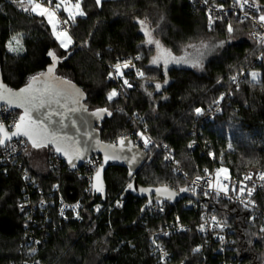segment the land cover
<instances>
[{
    "label": "trees",
    "instance_id": "obj_1",
    "mask_svg": "<svg viewBox=\"0 0 264 264\" xmlns=\"http://www.w3.org/2000/svg\"><path fill=\"white\" fill-rule=\"evenodd\" d=\"M81 8L86 14L69 21L72 43L63 49L46 17L26 13L12 0H0V84L11 91L20 90L31 77L47 72L53 63L48 55L52 51L57 56L54 74L83 91L90 111L106 108L111 113L105 114L99 126L102 141L117 145L120 139L129 138L136 146V140H141L138 132L146 127V133L172 153L190 179L214 165L228 169L232 176L255 170L264 172V63H253L257 50L247 38L249 23L231 19L214 21L210 26L204 11L188 0H102L100 6L95 0H82ZM62 16L68 19L64 12ZM141 20H146L148 30L153 27L161 44L174 55H181L186 46L204 35L219 39L222 53L207 59L202 73L184 65L155 66V50L145 45ZM229 24L232 32L228 31ZM17 34L22 36L24 50L14 54L7 45ZM231 38L237 40L229 44ZM123 58L136 60L145 78L135 81L134 89H124L109 101L107 94L114 85L107 80V65ZM243 68L258 71V80L252 82L248 78L233 85L232 77ZM156 84L161 85L159 90ZM219 101L221 112L213 121L199 126L195 109H207ZM11 110L20 116L19 110ZM196 129L198 146L191 150L192 132ZM50 148L46 147L41 157L45 168H33L28 152L22 157L24 167L44 194L59 185L67 201L82 198V218L66 223L52 210L51 223L41 221L46 227L44 248L22 258L19 250L26 217L20 214L17 202L26 195L25 183L19 170L5 167L0 161V264H22L23 259L31 264L220 263L222 255L212 253L194 228L163 239L170 252L169 261L157 262L152 255L153 230L174 216L185 224L199 222V213L185 207L193 199L168 203L163 214L146 211L136 223L146 200L123 198L129 183L125 169L106 168L100 182L103 191L94 188L92 194L85 196L84 180L65 167L59 177L49 170L46 156ZM144 153L147 161L136 174L141 186L187 188L188 181L173 172L162 152L152 147ZM28 192L34 199L39 196L36 189L28 188ZM257 201L261 213L253 223L249 222L251 213L240 206L229 201L217 206V215L233 230L236 251L228 257L235 255L240 264H264V190ZM152 204L159 205L154 201ZM99 206L101 209L95 212L93 207ZM35 230L40 237L42 231ZM198 246H203L200 253L195 252Z\"/></svg>",
    "mask_w": 264,
    "mask_h": 264
},
{
    "label": "built area",
    "instance_id": "obj_2",
    "mask_svg": "<svg viewBox=\"0 0 264 264\" xmlns=\"http://www.w3.org/2000/svg\"><path fill=\"white\" fill-rule=\"evenodd\" d=\"M193 7L200 8L204 11L205 16L209 19L211 16L213 21H229L231 19H237L239 22L249 23L251 25V30L249 31L247 38L253 43L255 49L257 50L256 57L254 58V64L261 65L264 63V43L260 42V37H264V26H262L257 18L264 14V0H249L247 4H243V0H231L230 3L226 4L227 0H188ZM57 3V2H55ZM53 2V7L55 5ZM64 12L63 7L56 10V23L57 31L67 30L68 35L70 31V23L64 24L63 21L66 20L62 16ZM247 13V16L245 15ZM130 61L131 65L128 68H123V76L118 75L113 68V65L116 63H124ZM108 76L107 80L114 85V89L119 93H122L124 89H134L135 81L145 78V73L137 65L136 60L128 58L121 59L115 63L108 64ZM253 69L243 68L237 71L234 76L236 80L232 84L238 86L239 84L245 82L248 78H251V73ZM138 72H142L143 76L138 75ZM109 73H112V76L109 77ZM233 76V77H234ZM124 80H127L132 87H128L124 84ZM221 101L217 105H211L207 109H201V112L197 114L199 126H202L204 123L211 122L214 120L215 116L221 112ZM20 116L15 113L13 110L2 107L0 108V125H3L6 130L12 131L15 123L19 121ZM138 133H143V136L148 138L150 143L147 147L144 145V140H136V146L141 148L143 152L148 153L150 148L154 147L156 151H160L164 154V161L168 165H171L173 172L186 179L188 181L187 191L196 195L200 201L192 200L185 207L194 210L199 213V222L192 224L183 223L179 216H174L172 220L166 223L164 226L159 227L157 230H153L150 234V244L151 252L153 257L157 262L165 263L170 260V252L164 244L163 239L173 234H183L194 228L205 240L206 245L209 248H212V253L216 255H222V259L219 264H240L236 262V256H230L229 254L235 252V247L232 240V227L223 219L220 218L217 213V206L221 201H229L233 205L242 207L244 210H247L251 213L249 222L253 223L258 217V213H261L258 205V195L264 190V181H261L258 178L260 170L250 171L241 176H232L228 170L229 179H220V187L217 186L216 172L217 169H220L214 165L209 170H204L199 176H196L192 179L188 178L187 174L183 172L181 167L177 165V161L174 159L172 153L164 147L162 144L156 143L147 133L146 127L143 130H140ZM197 129L192 132L193 143L191 150L195 149L198 146ZM138 135V134H137ZM140 136V135H138ZM116 143V141L114 142ZM29 142L25 138H20L18 140H11L6 142L4 145L0 146V161L1 163L8 168H13L21 172V176L25 183L24 193L26 194L23 198L18 200L17 208L20 214H23L26 217L25 222V233L22 238L21 246L19 253L22 258L31 257L44 248L45 244V233L46 227L45 224H49L52 221L51 211L54 210L56 216L59 220L64 222H76L80 221L81 210H82V198L77 201L69 202L67 201L59 188V185H55L51 191L46 194L43 193L41 189H38V185L32 179L31 174L28 169L24 167L22 157L25 152H28ZM167 157V159H166ZM47 166L49 170L59 177L61 175V169L65 167L69 173L75 174L77 177L81 178L85 182V186L82 189V192L85 196L93 193L94 188V176L97 169L100 165H103V160L101 156H94L87 162H85L78 169H72L69 167L65 161H63L55 152L53 148H50L46 156ZM226 169V168H225ZM63 171V170H62ZM246 174H252L253 179L251 181H245L244 183L251 186L256 185V191L253 193L252 197L242 196L239 199L238 191H233V188L239 187V181ZM197 177H200L197 180ZM227 186V194L222 190L221 186ZM28 188L36 189L38 193L37 198H33L28 192ZM205 192H208V195H204ZM219 192V195H217ZM251 199L254 201V204H249L245 208L244 204L241 203V200L247 201ZM121 203V202H119ZM117 203V205H119ZM167 202H164L161 205L151 204L147 208L149 214L165 213ZM79 205V207H76ZM101 207H93L95 212L99 211ZM61 210H63V215H61ZM212 217H216V220L213 221ZM41 221L45 223L41 225ZM201 226H203V231H201ZM39 229L42 231L40 237H37L34 231ZM221 237L223 239H221ZM159 246V247H157ZM198 249V251H196ZM203 250V246H198L195 248V252L200 253ZM166 253V255H165ZM207 262V260H206ZM22 264H31L26 259H23Z\"/></svg>",
    "mask_w": 264,
    "mask_h": 264
},
{
    "label": "snow or ice",
    "instance_id": "obj_3",
    "mask_svg": "<svg viewBox=\"0 0 264 264\" xmlns=\"http://www.w3.org/2000/svg\"><path fill=\"white\" fill-rule=\"evenodd\" d=\"M207 3V0H205ZM249 0H243V4H247ZM12 3L16 4L22 11L24 12H31L35 13L39 16L46 17L48 19L49 24L52 25L53 29V35L56 37V39L60 42V46L62 48H67L69 44L72 43L71 36L68 35L67 30L57 31V23H56V10L63 7L64 11L68 13V19L64 20V24H68L69 21H74L76 16H83L86 13L82 10L81 4L82 0H76L74 4L70 2V0H58L57 3H55L53 7V0H12ZM95 3L97 6H100L102 3V0H95ZM75 9V11H73ZM247 16V13L245 14ZM258 22L264 26V14L260 15L257 18ZM139 23L142 26V29L145 32V35L149 37L147 40L148 44H155L156 48L158 49V55L153 58L152 63L156 64L161 58H164V64L165 67L167 66L169 60L168 57H171L172 61L176 63L181 62H187L185 57H172L171 52L167 49H163L162 45L158 40H154L151 35V31L148 30L146 20H141ZM214 23L211 16H209V25ZM228 31L232 32L233 28L232 25H228ZM21 39L22 36L20 34L14 35L11 37V39L8 42V50L11 52H19L22 49L21 45ZM13 42L15 43V47L13 46ZM260 42L264 43V37H260ZM203 47L207 48L208 46L205 44ZM50 57H52L53 63L52 65L47 69L46 73H40L37 76H33L30 78V82L28 85L24 88H21L19 92H12L10 89L6 88L3 84H0V99H7L8 103H17V106L24 108V114L20 116L19 121L15 123L14 128L15 131L9 132L5 129L3 125H0V145H4L6 141H10L12 137L14 136H25L28 138V140L31 141L33 148H41L46 147L49 143L56 145V151L57 152H63L65 156H68L69 163L72 165V167H75V164L73 163V156L69 155V151L65 148L61 147V141L67 140V137H59L55 133H48L47 125L45 124V120H47L49 123H51V116L52 113H40L39 109L45 107V105H48L49 107L55 103L57 105H60L61 98H67L71 93L68 92L66 88H61L59 85H67L70 82L68 81H59L54 75V69L55 64L57 61V56L55 52L50 51L48 53ZM140 57H137L136 59H139ZM131 62L127 61L124 63H116L113 65V68L115 69V72L123 76V72L121 71L123 68L130 67ZM193 67H200L199 62L193 63ZM138 75L143 76L142 72H138ZM258 73L252 72L251 77L253 81H256L258 78ZM112 76V73H109V77ZM233 81L236 80V77H232ZM43 82L44 87L43 88H37L35 87V84L37 82ZM165 83H167V80H165ZM124 84L128 87H132V85L127 81L124 80ZM155 88L159 90L161 88L160 84H156ZM75 95L77 99L73 100V103H78V97L80 95L79 90H75ZM119 93L113 89L109 94L107 99L109 101L113 100L116 96H118ZM149 95H151L149 93ZM35 110L37 112V117L34 119L31 115V113ZM196 113L199 114L201 112L200 108L195 109ZM102 114L111 115L110 112H108V109L102 108L97 109L93 115L97 117H101ZM138 135L141 136V138L144 140L145 147L148 146L150 143L149 139L143 136V133H138ZM119 144L121 147L124 146L125 140L120 139ZM192 145H189L191 147ZM111 148H114L115 146H108ZM75 151V158H82L81 153L78 149ZM118 160L121 159V156L116 153H105L104 157V163H107L109 160ZM126 159V158H125ZM134 159V157H133ZM167 159V157H166ZM103 171V165H100V167L97 169L95 174V180L97 183L93 184V188H95L96 191L102 192L103 187L102 183H100V177L101 172ZM207 171V170H206ZM224 173V179H229L228 176V170L221 167L220 169H217V174ZM258 178L261 181H264V172H260L258 174ZM200 177H197V180H199ZM253 179L252 174H246L242 180L239 181V187L233 188V191H238L239 196L237 199H239L242 196L252 197L253 193L256 191V185L253 184L251 186L245 184V181H251ZM219 183V182H218ZM261 187H264V185H261ZM133 185L130 183L128 184V189H132ZM222 190L227 194V186L222 185ZM187 189H181V191H186ZM158 193L160 192H168L169 196L175 195V193L169 192V190L165 187L164 189H156ZM204 195H208V192H205ZM217 195H219V192H217ZM241 203L244 204L245 208L248 207L249 204H254V201L251 199H248L247 201L241 200ZM76 207H79V205H76ZM61 215H63V210H61ZM213 221L216 220V217H212ZM203 226H201V231H203ZM264 231V228L261 229ZM221 239H223L221 237ZM159 247V246H157ZM198 251V249H196ZM166 255V253H165Z\"/></svg>",
    "mask_w": 264,
    "mask_h": 264
},
{
    "label": "water",
    "instance_id": "obj_4",
    "mask_svg": "<svg viewBox=\"0 0 264 264\" xmlns=\"http://www.w3.org/2000/svg\"><path fill=\"white\" fill-rule=\"evenodd\" d=\"M53 75L59 80L54 73ZM28 85V84H27ZM25 85L24 87H26ZM23 87V88H24ZM37 88H43V82H37L35 84ZM61 88H66L71 95L67 98H61L60 105L53 103L50 107L45 105V107L39 109L40 113H52L51 116V123L45 120V124L47 125L48 133H55L59 137H67V140L61 141V147L65 148L69 151V155H72L73 163L75 167L69 163L68 156H65L63 152L56 151V145L49 143L46 147H52L56 154L66 162V164L71 167L72 169H78L81 167L85 162L93 158L94 156H101L103 158V171L108 167H118L125 169L127 171V179L129 180L128 184H132L133 188L128 189V185L125 188L123 198L132 197L134 199L146 200V203L141 208L140 215L136 221L138 223L142 217L144 216L148 206L152 204V202H156L157 204L161 205L164 202L169 204L180 203L185 199H193L195 201H200V199L186 191L181 190H174L168 186H158V187H143L141 186L138 181L136 174L138 171L143 167V165L147 161V155L138 147L133 144V141L129 138L124 139L125 144L123 147L118 143L110 144L102 141L101 134L99 130V126L103 121V117L105 114H102L101 117L94 116L93 113L95 111H90L88 107L85 105V95L83 91L69 83L67 85H59ZM75 90H79V97L78 103H73L74 99H77L75 95ZM12 92H19L12 91ZM7 106L11 109H16L20 111V116L24 114V108L17 106V103H8L7 99H0V107ZM32 117L35 119L37 117V112L33 110L31 113ZM20 138H25V136H14L11 140H18ZM10 140V141H11ZM8 142V141H6ZM28 142L32 143L30 140ZM114 145V148L108 147ZM78 149L82 155V158H75V151ZM112 153L116 152L121 156V159L118 160H109L107 163H104L105 153ZM134 157V159H133ZM126 158V159H125ZM103 171L101 172L100 182H102V175ZM97 183L94 177V184ZM167 188L169 192L175 193V195L169 196L168 192H160L158 193L156 189H164ZM186 189V188H183Z\"/></svg>",
    "mask_w": 264,
    "mask_h": 264
},
{
    "label": "rangeland",
    "instance_id": "obj_5",
    "mask_svg": "<svg viewBox=\"0 0 264 264\" xmlns=\"http://www.w3.org/2000/svg\"><path fill=\"white\" fill-rule=\"evenodd\" d=\"M56 2H58V0H56ZM71 3L74 4L73 2H71ZM73 11H75V9H73ZM29 13L32 14V15H35V16L37 15L35 13H31V12H29ZM64 14L68 18V13L66 11H64ZM37 16H39V15H37ZM78 16H76V17H78ZM52 31H53V29H52ZM150 31H151L152 38L154 40H158L160 42L159 38H157V36L154 33L153 27L150 29ZM148 39H149V37L146 36L145 45L147 47L154 48V50H155V56H153V58H154V57H156L158 55V49L156 48L155 44H148L147 43ZM235 40H237V39L231 38V39L228 40V43L231 44ZM57 42L60 45V42L58 40H57ZM160 44H161V42H160ZM205 44L208 46L207 48L203 47V45H205ZM21 45H22V42H21ZM13 46L14 47L16 46L14 42H13ZM70 46H71V44H69L67 48H63V49H68ZM222 47H223V43L219 39H217V38H215L213 36L204 35L203 37H200L199 41H197L196 43L186 46V48L183 49L181 55H174V54L171 53L172 57H177V58L185 57L187 62L176 63V62L172 61L171 57H168L169 62H168L167 65L190 66L197 73H202V71H203V63L209 58H212V57L220 55L222 53L221 52ZM162 48L166 49L163 45H162ZM23 50L24 49H23V46H22V49L19 52H11L9 50L8 51L11 52V53L17 54V53L23 52ZM196 62H199L200 67H193L192 66V64L196 63ZM153 65H155V66H160L161 65V66L165 67L164 58H161L156 64H153ZM253 72H256V73L259 74L258 71H253ZM259 75H258V78H259ZM258 78H257V80H258ZM250 80L252 82H256L257 81V80L253 81L252 77L250 78ZM109 93L110 92H108V94ZM108 94H107V97H108ZM115 98H113V99H115ZM45 148L46 147L33 148L31 146V144H29L28 153H29L30 164H31V166L33 168L38 169V170L40 168H45L44 159H41V157L43 155H45V153H46ZM223 177H224V173L221 172V173L217 174V172H216V179H217V186L218 187H220V179L223 178Z\"/></svg>",
    "mask_w": 264,
    "mask_h": 264
},
{
    "label": "crops",
    "instance_id": "obj_6",
    "mask_svg": "<svg viewBox=\"0 0 264 264\" xmlns=\"http://www.w3.org/2000/svg\"><path fill=\"white\" fill-rule=\"evenodd\" d=\"M167 66H169V65H167ZM167 66H166V67H167Z\"/></svg>",
    "mask_w": 264,
    "mask_h": 264
},
{
    "label": "flooded vegetation",
    "instance_id": "obj_7",
    "mask_svg": "<svg viewBox=\"0 0 264 264\" xmlns=\"http://www.w3.org/2000/svg\"><path fill=\"white\" fill-rule=\"evenodd\" d=\"M99 128V127H98ZM30 144V143H29Z\"/></svg>",
    "mask_w": 264,
    "mask_h": 264
}]
</instances>
